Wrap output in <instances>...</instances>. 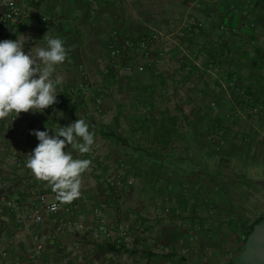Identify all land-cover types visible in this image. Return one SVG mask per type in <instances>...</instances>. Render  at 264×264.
<instances>
[{"label": "crops", "instance_id": "1", "mask_svg": "<svg viewBox=\"0 0 264 264\" xmlns=\"http://www.w3.org/2000/svg\"><path fill=\"white\" fill-rule=\"evenodd\" d=\"M22 5L20 22H0V41L30 37L23 48L27 54L34 46L47 47V32L64 41L68 55L53 74L64 81L57 86L58 103L43 113L0 120V242L7 253L0 264H62L66 256L70 264H231L264 216V117L249 108L237 115L239 94L224 88L223 80H236L255 103L264 98V0H23ZM187 20L205 27L166 45L152 38L154 30L172 32ZM250 21L255 28L248 27ZM224 29L236 31L226 36ZM143 37L150 39L148 57L137 50ZM113 48L120 54L112 56ZM76 119L95 133L92 150L65 151L92 163L82 174L79 198L60 203L52 187L26 167L27 155L39 144L30 133L54 135L50 129ZM215 133L225 139L220 150L209 140ZM117 177L124 185L116 192L108 179ZM43 193L59 210L44 214L39 225L18 223L21 213L40 208ZM96 207L111 224L132 226L137 240L132 254L111 251L91 236ZM248 211L253 213L245 221ZM70 220L83 228L69 227ZM35 236L44 242L36 261L30 258Z\"/></svg>", "mask_w": 264, "mask_h": 264}, {"label": "clouds", "instance_id": "2", "mask_svg": "<svg viewBox=\"0 0 264 264\" xmlns=\"http://www.w3.org/2000/svg\"><path fill=\"white\" fill-rule=\"evenodd\" d=\"M30 37L18 36L16 40L0 41V120L15 114L43 111L58 103L57 86L63 84V77L53 74L56 66L64 63L68 52L64 41L46 34L43 40L47 47H32L26 54L23 50ZM62 93V90L61 92ZM63 116V113H58ZM47 129V126H45ZM49 131L33 130L39 144L27 155L26 167L37 180L47 182L60 203H71L79 198L82 174L92 161L73 158L65 151L70 146L83 155L92 150L94 132L84 119H76L65 127ZM63 138V139H61ZM52 205L51 210H55Z\"/></svg>", "mask_w": 264, "mask_h": 264}, {"label": "built area", "instance_id": "3", "mask_svg": "<svg viewBox=\"0 0 264 264\" xmlns=\"http://www.w3.org/2000/svg\"><path fill=\"white\" fill-rule=\"evenodd\" d=\"M23 0H1L0 1V7L3 8V11L0 12V22L6 23H18L22 19V5ZM38 1V0H33ZM91 1V0H89ZM252 8H254V4L251 5ZM205 27L204 22L198 21V20H187L184 21L182 24H180L178 27H176L175 30L172 32H165L163 30H154L152 34V38L156 40H162L164 44H168V41L172 37H178V38H185L188 36H193L194 34L202 31ZM249 28H255L256 22L250 21L248 23ZM236 29H224V34L226 36H230L233 32H235ZM117 34L116 31L113 32V35L115 36ZM150 39L147 37H143L137 44V50L141 51L144 56H150L151 55V49L149 46ZM250 46L252 48L255 47L254 40L250 42ZM120 54V49L113 48L111 50L112 56H117ZM130 67H126V70H130ZM145 68L144 66L140 65L138 66L139 71H143ZM223 86L224 88H233L236 90V92L239 94V97L237 98L235 104L237 108V115H240L244 113L246 108H249V112L253 116L257 117H264V98L259 100L258 102H254V100L250 99L248 95L246 94V90L236 81H230L228 78L223 80ZM211 107L215 110H218V104L217 102H212ZM12 119H15L12 117ZM209 140L214 144L216 150H220L223 145L225 144V139L223 138L222 134L215 133L209 136ZM108 183L110 186L114 188V190H120L123 185L124 181L122 178H109ZM133 181L129 180L128 184H132ZM39 203L40 208L31 210L30 212L21 213L19 216L17 222L20 224L27 223V225L35 226L42 224L44 222V214H55L59 208L60 204L57 201L51 200V197L47 193H43L39 196ZM55 204L56 208L55 210L52 209V205ZM15 208L19 207L18 203H14ZM95 224L92 226L90 233L91 236L103 243H109L114 245L117 249L123 250L125 252H128L129 254H132L136 247H137V240H136V234L133 230L132 226L126 222H118L116 225H113L109 222L106 215L101 214V210L99 207L95 208ZM163 213H168L169 208L162 209ZM67 225L69 227L75 226L83 228L82 224H76L73 223L71 220L68 221ZM36 240V247L35 249L30 253V258L32 260H37L42 254V248L44 245V242L38 237L35 236ZM153 245L157 250L162 249V247L158 246L154 240ZM74 251L80 250V245L75 244L73 246ZM186 250L184 251V253ZM132 256V255H131ZM7 259V253L6 249L0 242V263L5 262ZM69 256H66L63 258L62 264H70L69 262ZM149 264L150 261L148 262ZM14 264H19L18 261H16ZM83 264H103L100 261H95L93 263L84 261ZM126 264H132V262H127Z\"/></svg>", "mask_w": 264, "mask_h": 264}, {"label": "water", "instance_id": "4", "mask_svg": "<svg viewBox=\"0 0 264 264\" xmlns=\"http://www.w3.org/2000/svg\"><path fill=\"white\" fill-rule=\"evenodd\" d=\"M231 264H264V221L253 226L241 252Z\"/></svg>", "mask_w": 264, "mask_h": 264}, {"label": "trees", "instance_id": "5", "mask_svg": "<svg viewBox=\"0 0 264 264\" xmlns=\"http://www.w3.org/2000/svg\"><path fill=\"white\" fill-rule=\"evenodd\" d=\"M261 94V93H260ZM262 221H264V216H262L260 219H258L254 224H253V226L255 225V224H257V223H259V222H262ZM252 230H253V227L250 229V231L245 235V237H244V243H245V241L247 240V238H248V236L251 234V232H252ZM106 247L108 248V249H110L111 251H118V249L114 246V245H112V244H109V243H107L106 244Z\"/></svg>", "mask_w": 264, "mask_h": 264}, {"label": "rangeland", "instance_id": "6", "mask_svg": "<svg viewBox=\"0 0 264 264\" xmlns=\"http://www.w3.org/2000/svg\"><path fill=\"white\" fill-rule=\"evenodd\" d=\"M251 213H253V212L248 211L247 214L245 213L246 214V217H247V219H245V221H247V220L250 221Z\"/></svg>", "mask_w": 264, "mask_h": 264}]
</instances>
